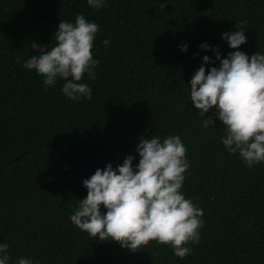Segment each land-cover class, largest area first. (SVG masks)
<instances>
[{
  "label": "trees",
  "instance_id": "obj_1",
  "mask_svg": "<svg viewBox=\"0 0 264 264\" xmlns=\"http://www.w3.org/2000/svg\"><path fill=\"white\" fill-rule=\"evenodd\" d=\"M78 13L99 25L100 63L94 80L78 82L91 99L74 102L64 81L45 88L21 65L37 54L32 43L47 50L60 20ZM236 25L246 36L239 50L264 54V0H107L99 10L86 0H0V243L9 264H264V163L249 168L226 151L212 111L215 127H202L188 85L203 56L215 60L201 43L225 58L235 50L221 34ZM152 135L181 137L190 164L181 191L203 210L200 242L183 259L156 241L129 251L70 221L87 195L83 180L129 155L135 166L139 138Z\"/></svg>",
  "mask_w": 264,
  "mask_h": 264
},
{
  "label": "clouds",
  "instance_id": "obj_2",
  "mask_svg": "<svg viewBox=\"0 0 264 264\" xmlns=\"http://www.w3.org/2000/svg\"><path fill=\"white\" fill-rule=\"evenodd\" d=\"M99 10L107 0H86ZM236 31L221 34L230 51L225 58L215 47L201 43L202 50L213 51L215 60L208 55L192 76L190 102L200 117L202 127H215V121L206 114L210 111L225 126L221 138L225 150L238 154L249 168L264 163V54L257 51L251 57L240 51L246 43L245 32L236 25ZM99 25L77 14L75 23L60 20L50 48L32 43L38 50L22 62V67L43 78L45 88L58 80L64 81L62 93L74 102L91 99L92 89L85 78L94 80L100 61L94 58V39ZM102 43L108 46L109 41ZM187 52L188 45L180 46ZM219 61V67L205 65ZM17 62L20 63L19 58ZM139 162L127 156L122 164L108 163L103 170L97 168L84 179L87 189L84 199L70 216L80 230L101 241L118 242L122 248L136 251L150 241L170 246L173 255L183 259L190 255L189 243L200 242V229L204 226L203 210L181 191L186 170L190 164L186 148L179 135L163 139L152 135L139 138L136 145ZM9 244L0 243V264H9ZM16 264H33L20 258Z\"/></svg>",
  "mask_w": 264,
  "mask_h": 264
}]
</instances>
